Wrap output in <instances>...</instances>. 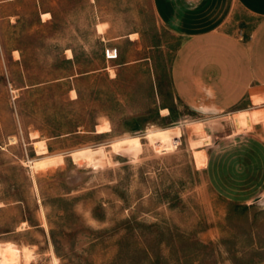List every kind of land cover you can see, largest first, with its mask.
<instances>
[{
    "label": "rangeland",
    "instance_id": "1",
    "mask_svg": "<svg viewBox=\"0 0 264 264\" xmlns=\"http://www.w3.org/2000/svg\"><path fill=\"white\" fill-rule=\"evenodd\" d=\"M181 41L153 0H0V242L33 252L16 264H264V201L221 195L191 143L209 127L179 118Z\"/></svg>",
    "mask_w": 264,
    "mask_h": 264
},
{
    "label": "crops",
    "instance_id": "2",
    "mask_svg": "<svg viewBox=\"0 0 264 264\" xmlns=\"http://www.w3.org/2000/svg\"><path fill=\"white\" fill-rule=\"evenodd\" d=\"M153 5L182 39L172 61V87L190 112L179 118L205 121L212 135L200 170L226 198L254 202L264 196V101H253L264 96V0H153ZM164 109L170 111L163 118L171 117V108ZM241 110H250L254 124L237 133L233 116Z\"/></svg>",
    "mask_w": 264,
    "mask_h": 264
},
{
    "label": "bare ground",
    "instance_id": "3",
    "mask_svg": "<svg viewBox=\"0 0 264 264\" xmlns=\"http://www.w3.org/2000/svg\"><path fill=\"white\" fill-rule=\"evenodd\" d=\"M261 95V94H260ZM263 95V94H262ZM254 104H260L264 101V96H254L253 97ZM169 109H164L162 112L164 114L169 113ZM233 123L236 128L237 133H242L243 131H249L253 127V118L250 110H241L234 114L233 116ZM185 125L191 129L192 132L196 134L203 133L205 131V123L201 120L196 121H189L186 122ZM112 131V126L108 120L104 121L103 123L98 124L97 126V133H108ZM189 133V132H188ZM191 133H189L190 135ZM212 136L205 134L203 138L200 139H192L191 143L196 149L204 148V146L212 144ZM37 151H38V158L35 160H31L33 162L34 167L39 170L41 166L47 165L45 163L41 164V160L46 159L49 156L40 157L48 153V147L47 143H45L43 140H38L37 142ZM34 143V144H35ZM36 147V146H35ZM83 157V156H82ZM261 201H264V198L261 197ZM45 225L47 226V221L45 220ZM6 253L9 257V260L11 263L16 264L19 262L20 258L22 257L25 262H30L33 258V252L32 249L28 246H21L19 247L17 243L13 241H5L0 242V254ZM53 259L55 264H58V258L57 256L53 255ZM26 262V263H27Z\"/></svg>",
    "mask_w": 264,
    "mask_h": 264
},
{
    "label": "built area",
    "instance_id": "4",
    "mask_svg": "<svg viewBox=\"0 0 264 264\" xmlns=\"http://www.w3.org/2000/svg\"><path fill=\"white\" fill-rule=\"evenodd\" d=\"M106 54L108 59H115L118 57V49L108 48Z\"/></svg>",
    "mask_w": 264,
    "mask_h": 264
},
{
    "label": "water",
    "instance_id": "5",
    "mask_svg": "<svg viewBox=\"0 0 264 264\" xmlns=\"http://www.w3.org/2000/svg\"><path fill=\"white\" fill-rule=\"evenodd\" d=\"M256 200H261V197L257 198Z\"/></svg>",
    "mask_w": 264,
    "mask_h": 264
}]
</instances>
